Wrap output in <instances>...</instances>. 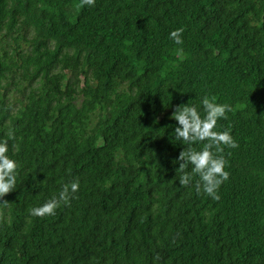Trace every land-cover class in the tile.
<instances>
[{
    "label": "trees",
    "instance_id": "obj_1",
    "mask_svg": "<svg viewBox=\"0 0 264 264\" xmlns=\"http://www.w3.org/2000/svg\"><path fill=\"white\" fill-rule=\"evenodd\" d=\"M204 95L239 144L218 201L172 163L171 113ZM9 130L0 264H264V0H0ZM73 180L70 206L30 214Z\"/></svg>",
    "mask_w": 264,
    "mask_h": 264
},
{
    "label": "clouds",
    "instance_id": "obj_2",
    "mask_svg": "<svg viewBox=\"0 0 264 264\" xmlns=\"http://www.w3.org/2000/svg\"><path fill=\"white\" fill-rule=\"evenodd\" d=\"M96 0H82L86 6H94ZM183 28L170 32V39L176 45H182ZM182 51V49H181ZM231 107L219 103L215 96L204 95L199 103H180L171 113L170 119L176 122L173 140L180 145H186L178 157L173 159V165H178L179 184L183 187H194L196 193L219 200V189L229 179L228 162L223 153L225 148H238L230 130H219L218 121L226 120ZM9 140H15V134L9 130L7 138L0 140V203L6 194L17 188L20 164L10 154ZM171 141V140H170ZM172 142V141H171ZM172 144H174L172 142ZM176 145V144H174ZM15 148V144L12 146ZM190 169V170H189ZM80 189L78 180L63 184L58 196L30 210L34 217L54 216L56 210L63 204L70 206Z\"/></svg>",
    "mask_w": 264,
    "mask_h": 264
}]
</instances>
